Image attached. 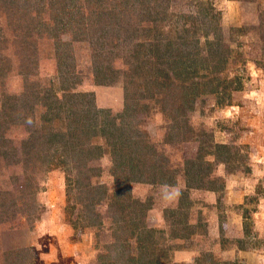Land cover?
Segmentation results:
<instances>
[{
  "label": "rangeland",
  "instance_id": "374dc122",
  "mask_svg": "<svg viewBox=\"0 0 264 264\" xmlns=\"http://www.w3.org/2000/svg\"><path fill=\"white\" fill-rule=\"evenodd\" d=\"M200 1L0 0V264H134L140 257L176 264L169 261L175 231L157 226L150 214L155 196L164 201L158 203L166 206L165 221L189 230L192 218L193 229L205 233V220L233 209L225 202L232 173L245 174L244 185L255 192L246 199L247 226L253 212L264 210V69L255 62L264 65V9L256 23L233 25L241 7L234 2L247 0H208L209 18ZM219 34L231 50L222 75L240 77L242 85L231 91L236 83L230 84L226 95L209 91L221 79L208 75L220 63V47L211 52L206 37ZM177 55L193 63L189 75H174ZM194 80L201 94L173 93L177 84ZM193 87L187 90L194 93ZM175 93L184 95L181 88ZM183 101L188 104L177 110ZM76 132L84 143L72 136ZM83 144L91 150L74 147ZM218 144L228 147L216 150ZM60 145L68 164L50 167ZM123 146H141L146 166L137 181L125 176ZM86 162L96 168L89 175L107 187V196L118 185L141 199L138 222L146 230L138 238L124 230V219L108 213L106 196L95 204L105 215L102 226H88L91 193L75 182L84 178ZM153 163L167 173L157 176ZM180 176L185 187L173 191L155 183L162 177L177 184ZM209 187H217L212 204L203 191ZM176 206L183 215H170ZM251 237L239 245L261 246L264 231ZM231 243L223 238L225 246ZM214 255L205 253L193 264H243Z\"/></svg>",
  "mask_w": 264,
  "mask_h": 264
},
{
  "label": "crops",
  "instance_id": "0c3cea01",
  "mask_svg": "<svg viewBox=\"0 0 264 264\" xmlns=\"http://www.w3.org/2000/svg\"><path fill=\"white\" fill-rule=\"evenodd\" d=\"M234 3H237V5L241 7L236 14L238 20H232L233 25L256 23L259 18L260 7L262 6L264 9V2L259 0L237 1ZM247 8L249 9L247 10ZM102 93L105 94V91H102ZM113 99L114 98L107 101L105 105H111ZM98 102L101 103L99 100ZM244 178L245 174H242L241 172H238L237 174H229V176L226 178L227 182L225 184V192L226 195H229V200H225V202L232 205L233 209L226 211L227 216L221 217L219 213H214L217 214L216 217H211L212 219L210 218L205 220V222H207L205 233L198 231V228L193 229V224L197 223L191 218L194 216L193 212L190 214L191 219L188 220L187 223L188 225H192V227L187 225L189 230H186V227H183L184 225L175 227V222L172 223V225H174L172 226L170 223H168V221H165L166 218L164 216V210L166 206L160 208L158 202L164 201L162 198H157V195L155 196L156 198L154 200L156 201L150 211V214H153V216L155 215V218L157 219L155 224H157V226H163V223H165L167 229L170 231H175L173 235H171L172 242H175L176 244V248L170 252V259L172 263L193 264L198 261L203 254L212 253L217 255L218 260H227L231 262L239 261L243 262V264H264V245L262 244L264 241H261V246L257 247L248 246L250 245L248 241L246 242V245L248 244L247 246L239 245L240 241H242L241 244H244L245 242L243 240H251V235L253 234L259 235L260 238L264 231V226H261L262 224L259 225L260 221H258L264 220L262 219L263 217L258 218L260 214L263 215L262 212H264V210L253 212L252 216L250 217V219L253 220V223L249 225L250 227L247 226L246 220L248 218H246L244 215L245 211H247L246 199L247 196L253 195L255 192L253 191L251 185L250 190L246 188L247 184L244 185L243 183ZM182 179H184L183 176L179 179L180 181H178L177 184H161L160 187H165L170 190L172 189V191L176 190V188L179 186L184 185L185 187V184H180ZM203 191H206L210 203L212 202L213 198L214 200L217 198V191L207 189ZM260 201L263 203V199ZM172 208L176 209V211L174 210L173 213L170 212V215H176L178 212L183 215L181 212V210H183L182 208L178 209V206ZM206 212L207 211L205 210L204 213ZM176 231H179V233H176ZM182 231L183 233H181ZM223 238H229L233 240V243H231L229 246H225L223 244Z\"/></svg>",
  "mask_w": 264,
  "mask_h": 264
},
{
  "label": "trees",
  "instance_id": "16d2710c",
  "mask_svg": "<svg viewBox=\"0 0 264 264\" xmlns=\"http://www.w3.org/2000/svg\"><path fill=\"white\" fill-rule=\"evenodd\" d=\"M247 1H255V0H247ZM208 2H209L208 0H201L200 1L199 6H201L203 8L202 14H203L204 18H205V16L209 18V17H212V15H213L211 8H210V4ZM260 21H261L260 27L261 28L263 27L261 30H262V35L264 38V11H262L260 13ZM215 38H211V37L207 36L205 47L207 49L211 50L212 46H214L215 44L219 45V47H220L219 48L220 49V51H219V54H220L219 62L220 63H219V65H216L217 67H215V69L213 71H208L209 72L208 75L209 76L214 75L216 79H219V78H221V79L218 80V82L215 85H213L209 89V91L213 92V93H217V94L221 93L222 95H226L227 88L232 83H236V85L232 86L231 91L241 90L242 85H241V81H240L241 78L240 77L234 78L232 81H228V77L222 75L223 68H224L225 64L228 62V56L227 55L231 52V50L228 49V47H224L222 34H219V36L216 39ZM211 52H212V50H211ZM214 54L215 53H213V55ZM216 55L217 54H215V56ZM208 57H209V55L206 56V59H208ZM255 62L257 63V65H259V67L264 69V65L262 63H260L259 60H255ZM173 63H174L173 64L174 67H172L173 69H171V70L174 72V75H177L178 77L181 76L184 72H186L188 74L190 72L189 66H191V64L193 65V63H191L188 66L178 55H177V57ZM194 72L196 74L198 73L197 70ZM182 80L185 81L184 76H183ZM199 83H200L199 81L194 80L191 83V85H189V86H186L184 83H181L182 85L177 84V87H175L173 93L175 95H179V96H183V97L192 95V98H194L198 94H201L203 92V91H198L199 90V87H198ZM228 83H229V85H228ZM181 86H183V87H181ZM220 86H222L221 89H220ZM191 87H193V89L195 91L194 93L193 92L190 93L189 90H187ZM179 88L183 89L184 95H183V93H180V94L175 93V91L178 90ZM184 104H188V103H186V101L179 103L177 110H180L184 106ZM80 116L84 118L85 115L84 116L80 115ZM72 136L78 142H81V141L83 143L85 142V140H83L81 138L82 135L80 132H76V133L72 134ZM108 145H110V144H108ZM112 146L113 145H110V149L108 151L110 154L111 153L114 154V150H115V152L117 150L116 148H114ZM74 147H79V150L83 153L87 150L88 151L91 150L90 147H86L84 144L83 145H74ZM140 147L141 146H139L136 149H133V148L126 149L123 146L122 149H120V151H122V152L124 151L123 148L127 151V152L125 151L124 157H125V160H127L126 162H128V163H124V164H127L129 169H127V171L124 170V172H126L125 176H127V178L131 180V182L138 180V179H135L136 176H141L140 173L142 171V168L144 166H146V164H144V162L143 163L140 162L141 156L137 152L140 149ZM215 147H216V150H217V148H218V150H220V149H227L228 146L225 144H218V145H215ZM111 148H113V150H111ZM55 150L56 151L54 152V155H51V161L48 162V164L50 167L53 165L62 167L61 165L67 163V159H65L64 153L62 151L63 150L62 145H60V147H55ZM58 152L61 153V156H59V157L55 156V154H57ZM117 152H119V150ZM30 153H31V151H30ZM30 153L28 152V154H30ZM33 154L34 153L32 152V155ZM144 157H145V155H144ZM112 158L115 159V156H112ZM55 161H57L58 163L54 164ZM156 162H158V161H156ZM188 162H190L191 168L197 167V162L189 161V160H188ZM124 164H121V165L124 166ZM82 169H83L84 178L81 179L80 177H78L77 179H75V182L78 183L79 185H82L84 187L83 189H85V186H87L88 187L87 190H89V193H91L89 200L85 201L87 203V204H85V206L87 207L86 212L89 213L88 220H92L88 226L91 228H99L100 226H102V224L104 222L105 215L101 210L97 209L95 204L97 201L99 202V201L103 200L106 196V202L108 205V213L113 215V216H119L120 219H124L127 223L123 227L124 230L125 231L128 230L131 233V238L132 237L138 238L139 235L142 233V231L144 232V230H146L145 225L138 222V218H139L141 212H143V210H141V205H143V204H141L142 203V201H140L141 199L139 200V199L135 198L133 196V194L131 193V191L128 192L126 188L121 190L120 186H118V185H117V187L115 186V191L116 190L117 191L115 193L113 192L112 194L107 196V194H108L107 187L103 184H100V183L94 184V182L92 181V177L89 175V173H91V171L94 172L96 170V168L92 167L91 165H89V163L86 162L82 166ZM152 169L157 174V176H158V172H161V170L164 171L165 174L167 173L166 170H164L163 166H161V165L158 166L157 164H154V163L152 165ZM164 177H167V176H165L163 174V178ZM163 178L160 177L158 182H155V180H154V182L158 183V184H166V183H169V185L174 184V182L166 181ZM196 188H204V187L196 185ZM208 189L213 190V191H217V187H215V188L209 187ZM88 206H90L91 209ZM149 209H150V206L148 207V210ZM247 213L248 212H246V214H244L246 218H248V216H250V215H247ZM82 215H83V213L80 210L78 213V217H81ZM77 220H78V218H77ZM77 220H76V222H74L75 224L72 223L74 229H77V227H78L77 226V223H78ZM134 258H132V259H134ZM169 261L171 262V259ZM134 264H164V261H162L158 257L151 258V259L145 261L142 257H140L137 259V261ZM176 264H181V263H176Z\"/></svg>",
  "mask_w": 264,
  "mask_h": 264
}]
</instances>
